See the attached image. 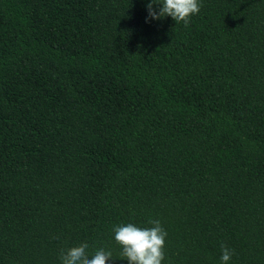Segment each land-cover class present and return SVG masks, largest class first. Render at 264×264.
<instances>
[{
  "label": "trees",
  "instance_id": "obj_1",
  "mask_svg": "<svg viewBox=\"0 0 264 264\" xmlns=\"http://www.w3.org/2000/svg\"><path fill=\"white\" fill-rule=\"evenodd\" d=\"M150 2L0 0V264L152 219L162 264H264V0Z\"/></svg>",
  "mask_w": 264,
  "mask_h": 264
},
{
  "label": "clouds",
  "instance_id": "obj_2",
  "mask_svg": "<svg viewBox=\"0 0 264 264\" xmlns=\"http://www.w3.org/2000/svg\"><path fill=\"white\" fill-rule=\"evenodd\" d=\"M154 5H162L157 10ZM200 0H151L147 5L150 19L160 20L172 17L176 24L183 23L187 26L194 15L201 10ZM152 227L139 228L132 223L114 228L115 241L122 247L121 257L128 264H162L164 260V247L166 244L167 231L163 228L160 220H149ZM89 245L83 243L79 246L61 250L60 260L62 264H107L112 253L99 249L89 258L87 253ZM222 264H228L234 251L225 245H221Z\"/></svg>",
  "mask_w": 264,
  "mask_h": 264
}]
</instances>
